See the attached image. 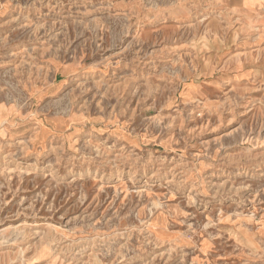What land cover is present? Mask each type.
I'll return each instance as SVG.
<instances>
[{"label": "rangeland", "instance_id": "obj_1", "mask_svg": "<svg viewBox=\"0 0 264 264\" xmlns=\"http://www.w3.org/2000/svg\"><path fill=\"white\" fill-rule=\"evenodd\" d=\"M0 264H264V0H0Z\"/></svg>", "mask_w": 264, "mask_h": 264}]
</instances>
